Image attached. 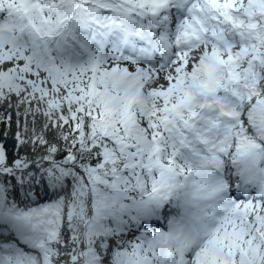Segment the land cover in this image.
Wrapping results in <instances>:
<instances>
[{
	"label": "snow or ice",
	"instance_id": "1",
	"mask_svg": "<svg viewBox=\"0 0 264 264\" xmlns=\"http://www.w3.org/2000/svg\"><path fill=\"white\" fill-rule=\"evenodd\" d=\"M0 264H264V0H0Z\"/></svg>",
	"mask_w": 264,
	"mask_h": 264
},
{
	"label": "trees",
	"instance_id": "2",
	"mask_svg": "<svg viewBox=\"0 0 264 264\" xmlns=\"http://www.w3.org/2000/svg\"><path fill=\"white\" fill-rule=\"evenodd\" d=\"M15 130V123H13V131ZM9 146H11V138H9Z\"/></svg>",
	"mask_w": 264,
	"mask_h": 264
}]
</instances>
